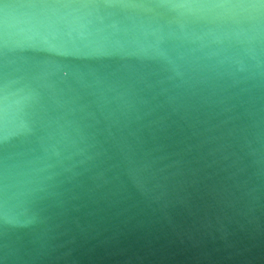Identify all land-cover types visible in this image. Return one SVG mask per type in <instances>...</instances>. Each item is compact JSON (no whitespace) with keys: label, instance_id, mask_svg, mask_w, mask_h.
<instances>
[{"label":"water","instance_id":"95a60500","mask_svg":"<svg viewBox=\"0 0 264 264\" xmlns=\"http://www.w3.org/2000/svg\"><path fill=\"white\" fill-rule=\"evenodd\" d=\"M0 264H264V0H0Z\"/></svg>","mask_w":264,"mask_h":264}]
</instances>
